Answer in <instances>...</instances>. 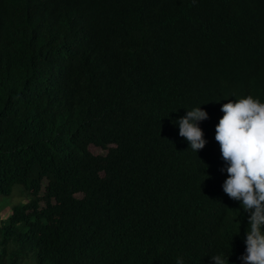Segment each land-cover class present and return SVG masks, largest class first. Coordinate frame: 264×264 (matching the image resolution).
Masks as SVG:
<instances>
[{
    "label": "trees",
    "instance_id": "obj_1",
    "mask_svg": "<svg viewBox=\"0 0 264 264\" xmlns=\"http://www.w3.org/2000/svg\"><path fill=\"white\" fill-rule=\"evenodd\" d=\"M248 95L264 103V0H0V193L28 194L0 264H242L215 126ZM195 107L198 153L174 124Z\"/></svg>",
    "mask_w": 264,
    "mask_h": 264
},
{
    "label": "clouds",
    "instance_id": "obj_2",
    "mask_svg": "<svg viewBox=\"0 0 264 264\" xmlns=\"http://www.w3.org/2000/svg\"><path fill=\"white\" fill-rule=\"evenodd\" d=\"M221 111L215 141L224 162L220 171L227 173L222 189L240 203L248 220L245 252L239 259L242 264H264V103L248 95L223 104ZM208 118L205 110L195 107L174 122L179 136L197 153L207 143L199 124ZM211 259L213 264H229L223 253ZM176 264H184L183 259L178 258Z\"/></svg>",
    "mask_w": 264,
    "mask_h": 264
},
{
    "label": "rangeland",
    "instance_id": "obj_3",
    "mask_svg": "<svg viewBox=\"0 0 264 264\" xmlns=\"http://www.w3.org/2000/svg\"><path fill=\"white\" fill-rule=\"evenodd\" d=\"M93 152L105 153L106 148L100 146L89 145ZM28 194L25 190V187L21 183H15L12 186V190L9 194L0 193V220L4 219L11 211L12 206L16 203L23 202L27 200ZM21 264H36L32 254H29Z\"/></svg>",
    "mask_w": 264,
    "mask_h": 264
}]
</instances>
